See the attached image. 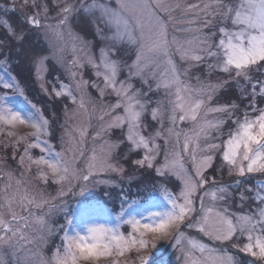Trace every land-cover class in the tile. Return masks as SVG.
<instances>
[{"label":"snow or ice","instance_id":"1","mask_svg":"<svg viewBox=\"0 0 264 264\" xmlns=\"http://www.w3.org/2000/svg\"><path fill=\"white\" fill-rule=\"evenodd\" d=\"M0 13V124L34 129L31 139L21 137L4 145L15 149L11 161L22 169L19 178L14 177L7 152L0 156V179L7 177L0 186V264H80L107 257L120 264L116 258L131 252L138 255L124 264H168L161 251L164 246L157 248L155 240L144 238L149 234L157 240L171 237L169 247L178 252L177 264H240L222 247L229 242L251 257V264H264V108L258 107L264 102V0L190 4L184 0H5ZM30 36L35 45L43 42L48 52H32ZM51 37L61 45L54 47ZM69 46L72 84L61 83L51 92L41 85L53 99L66 98L74 106L65 103L62 108L63 135L57 151L49 139L51 121L28 100L13 65L27 58L42 80L46 62L62 63L58 54ZM86 66L93 69L96 80L84 79L80 70ZM89 89L97 93L98 103ZM8 91L23 97L30 107L9 104ZM229 91L236 93L235 98L221 103ZM109 96H115V102L106 100ZM241 105L242 119L236 115ZM249 110L257 114L252 116ZM81 112L87 116L83 125L75 122ZM96 113L99 124L86 151ZM210 113L218 115L206 119ZM229 120L235 130L222 143L214 142L213 132L220 134ZM185 123L191 125L187 130L179 126ZM23 141L28 142L21 153ZM31 149H39L41 155L34 156ZM225 169L229 177L238 179L218 183L216 176L222 177ZM144 172L159 180L160 199L166 206L156 201V184L143 204L127 202L126 209L121 195L114 217L99 204H79L58 226L62 245L50 257L45 255L43 249L57 231L46 216L67 213L65 197L83 196L90 182L115 187L118 181L113 177L129 185L141 182ZM29 174L48 188L57 186L55 195L30 191L25 186L31 184ZM251 177L257 180L248 186ZM172 182H178V191L169 190ZM233 199L241 208L249 200L255 207L231 213L228 202ZM45 207V215L32 211ZM101 214L105 222H95ZM77 217L83 227L77 225L70 234ZM124 224L131 228L127 235L121 231ZM33 225L35 235L26 231ZM238 233L247 240L242 246L233 239ZM149 248L160 253L159 259L156 253L139 255Z\"/></svg>","mask_w":264,"mask_h":264},{"label":"rangeland","instance_id":"2","mask_svg":"<svg viewBox=\"0 0 264 264\" xmlns=\"http://www.w3.org/2000/svg\"><path fill=\"white\" fill-rule=\"evenodd\" d=\"M184 2L190 4V3L200 2V0H184ZM4 4H5V0H0V7H2ZM51 15H55V12L53 11L51 13ZM175 15L180 16L181 14L179 12H177V13H175ZM0 18H3L2 13H0ZM1 34L2 33H0V35ZM178 35H183V34L178 33ZM89 39H91V38H89ZM51 40H52L54 47H59L62 43V42H58L55 39V37H51ZM65 40H68L67 35H65ZM31 51L32 52L47 53L48 48L46 45L43 44V42H41L36 47H35V44H31ZM58 55L63 57L62 63L58 64L57 62H55L52 59L48 60L46 62L45 68L41 71V75L43 76L42 80L37 78V69L27 58H23L22 62L20 63V68L22 70L26 69L28 67L32 68L34 76H35L36 81H37V86L39 87L41 94L44 95L46 97V99L48 100V104H47L48 107L47 106L46 107L48 109V112H50V115H51L50 117H48L46 115L47 112L43 106L37 105L32 101V99L26 93V88L17 79V82L20 84V87L23 89L28 100L31 101V103L37 105V107H39L40 109H42L45 116L51 121L50 126H51L52 136L49 139H50V142L55 146L57 151H59L61 149V139L60 138L63 135L62 127L64 124V114L62 112V108H63L65 103L68 104L69 108H72L74 106L71 105L70 101H67L66 98H62L61 100L53 99L50 95L46 94L42 90L41 85L43 84L44 87L47 88L49 90V92H51L53 87L59 88L61 83L72 84V81H71L70 76L68 74V65H69V62L73 59V54L71 52L70 46L68 48H65L64 52L59 53ZM96 55L98 56V52H96ZM177 59H178V57H177ZM80 71L83 72L84 79L96 80V77L93 75V69L90 66H86L84 69H81ZM125 76H126V72L122 73L120 78L124 79ZM215 78H216V75L214 74L212 79L215 80ZM98 82L101 84V86H103L102 80L98 81ZM191 82L193 84L196 83L194 78L191 80ZM134 83L136 84L137 87L140 86L138 82L134 81ZM73 87H74V85H73ZM89 91L92 93V95L94 97H97V103H98V95L95 92V90L89 89ZM8 95H9V97H11V99L8 102H9V104L13 105L14 107H16V108L23 107L24 109H28L30 107L23 97L15 95L11 91H8ZM153 98L155 99L156 96L154 95ZM106 100H110L112 102H115L116 97L115 96H109V97H106ZM54 101H55V103H54ZM213 104H215V101L213 102ZM261 108H264V106H262ZM88 110L90 113L92 112V104H88ZM243 111H244V109H243V107H241L240 111H238L236 113V115L239 116L241 119L243 118ZM249 114L252 116H255L257 113L251 112V110H249ZM96 115H98V113L93 114L92 127L89 129V140L87 141V143L85 145L86 151L90 150L92 147V141L90 139V136L96 130V127L99 124V121L95 118ZM216 115H218V114L210 113L206 117V119L211 120ZM149 120H150V118H149ZM75 122L77 124H80V125L86 124L87 123V116L81 112L79 115L76 116ZM179 126L183 129H186V130L191 127V125L189 123L181 124ZM235 127H236V125H234L231 122V120H229L228 123L223 127V129H221L220 134L213 132L214 142L222 143L223 140H226L228 138L229 132L235 130ZM149 131H151V129H149ZM8 132H12L14 135L8 136L7 135ZM33 132H34V129H32L26 125L8 126V125L0 124V156H4L5 152H7L8 157H9V161L11 164V169L14 170V177L15 178H19L20 172L22 171V169H20L15 162L11 161V153L15 149H13L11 147L5 149L4 145L5 144L11 145L16 140L20 139L21 137H28L29 139H31V134ZM116 135H119V132H117ZM218 135H219V138H216ZM112 139H115V136H113ZM27 142L28 141H23L21 143L20 148H19V151L21 153L23 152V147ZM97 143H99V141H97ZM159 143L161 145H163L162 140L159 141ZM30 151L34 156L38 157L39 155H41V153L39 152V149H31ZM158 159L160 161H162L163 160V154H161V156ZM216 162H217V164H219V162H220V153H217V161ZM7 170L8 169H5V171H7ZM33 170H35V166H33ZM45 170H47V169H45ZM148 173L149 172H144L143 176L147 177ZM99 178H103V177H93V179H99ZM113 178L118 181L117 186L111 187V186H105V185H93L90 182L88 189L83 196H79V195L73 196V195L69 194L67 197L64 198L67 201V213L56 212V213H53L52 215L46 216L48 223L51 226H53L54 228H57L56 233L54 235H52L51 237H49V239L47 241V247H45L43 249L46 256L50 257L54 248L58 245H62V240L60 239V237L63 235V232L58 230V226L65 223V215L71 216L73 214V212L77 209L79 204H87V203L99 204L103 208L108 209V211L114 217L120 208V204H121L120 196L121 195H123L125 198L126 202L124 204V207L126 209H127V202H131V201L135 200V201H140V203L143 204L145 202V200L148 198V195L145 196L147 198H143L140 196H135V195L131 196L128 194L129 193L127 190L128 187H133L132 190H134L135 186H141L144 184V183H142V181L141 182H134L131 185H129L126 181L119 182L118 177H113ZM216 179H217L218 183H231L232 181H234L235 179H238V178L237 177H229L227 175V170L225 169L224 175L221 177L219 174H217ZM27 180L31 181V184H28V183L25 184V186L28 187L30 191H33V192L42 191L44 193L45 197H49L50 195H55V192L53 191V189L56 188L57 186L53 185L51 188H48L45 185H43L42 182L35 180L31 174L28 175ZM50 180H51V177H50ZM256 180H257V177H251L248 181V186L255 185ZM6 181H7V177L4 176L2 179H0V186H2ZM36 185H39V188H36ZM151 188L152 187H150V190H151ZM169 190L170 191H176V190H173L171 188H169ZM233 191H237V190L234 188ZM105 192H108L111 195L110 196L105 195ZM114 193H117L116 197H114V195H113ZM143 193L146 194L148 192L145 189ZM115 198H117L119 201V203L117 204V208H116L115 203H114ZM155 198H156V201L158 202L159 206H166V205H164V202L160 199L159 186H157L155 189ZM239 203L240 202L238 199H233V200L228 202L229 210L231 213L248 212V211H250V208L255 207V205L252 203L251 200L246 201L245 206L243 208L238 206ZM32 211L35 213V215H45L47 213V207H45L44 209L33 208ZM128 211H131V209H128ZM6 219H9V217H6ZM105 219H106V217L103 214H101L96 218L95 222L104 223ZM77 225H79L81 228L83 227L79 217H77L74 220L73 228L68 229L70 234L72 233V231L74 230V228ZM35 227L36 226L33 225L32 229H26V231H29L30 234L35 235L36 234L34 231ZM121 231L125 235H127L129 232H131V228L129 225L124 224L121 226ZM185 231L187 233H189L190 235H194V236L198 235L194 231H190L188 229H185ZM45 235H47V234L45 233ZM144 238L147 239L149 242H152L155 240V242L157 244V248H160L161 245H163L164 247L161 249V251L164 255V258L168 261V264H177L175 257H176V255H178V252L176 250L172 249L171 247H169V244L171 242V237L166 238L164 240H157L154 236L149 234V235H146ZM201 239H204V241L206 243H209L211 245V242L207 241L206 238L201 237ZM233 239L236 243L240 244L241 246L244 243H247L246 237L241 236L239 233L237 234V237H234ZM30 247H35V246H30ZM222 247L225 248L230 254L234 255L237 258V260L240 262V264H251L252 258L245 256L243 253L239 252L237 248H233L232 242H229L227 245H224ZM5 251L7 252V249ZM61 251H63L62 248H61ZM150 253H156V249L149 248L148 250L142 251L141 253H139V255H148ZM136 255H138V254L135 252L126 253L125 256L118 257L116 259H119L120 264H124V262L126 260H130L132 257H134ZM159 256H160V253H156V259H159ZM112 260H113L112 257H107V258H101V259L95 260V261H81L80 264H112ZM257 264H259V262H257Z\"/></svg>","mask_w":264,"mask_h":264},{"label":"trees","instance_id":"3","mask_svg":"<svg viewBox=\"0 0 264 264\" xmlns=\"http://www.w3.org/2000/svg\"><path fill=\"white\" fill-rule=\"evenodd\" d=\"M88 38H91L90 33L88 34ZM33 41H34V37L30 36L29 42L31 44H34ZM36 46L37 45H35V47ZM98 46H99V42L97 41V47ZM13 74L17 77V79L21 82V84L26 88V93L32 99V101L37 105L43 106L47 112L46 115L48 117H50L51 116L50 112H48V109H47L48 100L46 99V97L44 95L41 94L39 87L37 86V81H36V78L34 76L32 68L28 67V68L22 70L20 68V64H14ZM235 96H236V93L234 91H229V92L225 93L223 97L220 98V102L221 103L227 102L228 100L234 99ZM54 103H55V101H54ZM258 106L259 107L264 106V102H259ZM241 107H243V105H241ZM142 183H144V184L141 186H135L134 190H132L133 187H128V189H127L129 192L128 194L131 196L135 195V196L147 198L145 196H147L148 193L153 190V184H156L157 186L159 185V180L154 176L153 173L149 172L148 176L143 178ZM177 184H178V182H172V183L168 184V187L177 191L178 190ZM150 187H152L151 190H150ZM145 189L148 192L146 194L143 193ZM113 195H114V197H116L117 193H114ZM114 203H115V206L117 208V204L119 203L117 198L114 199Z\"/></svg>","mask_w":264,"mask_h":264}]
</instances>
